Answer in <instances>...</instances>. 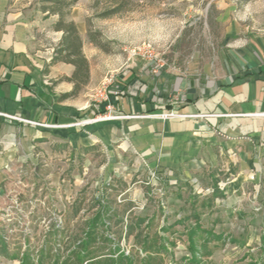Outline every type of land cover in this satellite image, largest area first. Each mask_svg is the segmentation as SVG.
I'll list each match as a JSON object with an SVG mask.
<instances>
[{
    "label": "rangeland",
    "instance_id": "374dc122",
    "mask_svg": "<svg viewBox=\"0 0 264 264\" xmlns=\"http://www.w3.org/2000/svg\"><path fill=\"white\" fill-rule=\"evenodd\" d=\"M212 1L78 0L70 10L65 8L66 23L78 29L89 62L90 77L78 101L97 103V92L107 86L110 93L133 61H149L133 55L138 49L149 47L158 57V68L176 72L202 66L222 31ZM7 2L33 18L39 55L59 74L63 88L71 84L66 78L73 77L74 65L53 60L64 35L56 30L60 16L45 12L43 0ZM253 4V19L246 20L262 26L264 0ZM117 6L123 10L106 16ZM90 129L97 139L89 143L96 148L76 160L70 157L67 165L59 166L62 169L57 167L62 157L40 156L36 166L22 156L0 175V230L8 243V255L0 254V264H21L26 256L28 264H62L98 212L103 215L97 231L111 241L103 242V236L93 241L92 256L104 258L119 246L137 261L152 257L151 264H262L264 176L260 184L245 186L243 196L241 190L227 197L211 176L202 175L198 181L177 180L173 173L163 177L146 156L130 146L121 148V139L104 142L99 123ZM47 160L55 162L53 168L44 166ZM196 214L202 229L199 262L193 263L188 233ZM55 226L61 236L54 234ZM211 231L221 239L210 238ZM146 240L165 242L167 252L146 251Z\"/></svg>",
    "mask_w": 264,
    "mask_h": 264
},
{
    "label": "crops",
    "instance_id": "0c3cea01",
    "mask_svg": "<svg viewBox=\"0 0 264 264\" xmlns=\"http://www.w3.org/2000/svg\"><path fill=\"white\" fill-rule=\"evenodd\" d=\"M214 1L222 31L204 64L175 72L133 61L110 91L112 116L126 118L99 122L106 104L82 105L77 95L63 99L74 85L63 88L55 69L46 67L36 22L0 0V175L22 156L36 166L40 156L62 157L55 165L62 169L70 157L76 160L96 148L89 143L97 139L90 128L99 123L104 142L121 139V148L146 156L163 177L173 173L177 180L198 181L208 175L227 197L241 190L243 196L245 186L260 184L264 24L246 20L253 19L254 0ZM170 112L188 117L164 116ZM89 119L94 121L77 125ZM54 163L47 160L44 166L51 169Z\"/></svg>",
    "mask_w": 264,
    "mask_h": 264
},
{
    "label": "trees",
    "instance_id": "16d2710c",
    "mask_svg": "<svg viewBox=\"0 0 264 264\" xmlns=\"http://www.w3.org/2000/svg\"><path fill=\"white\" fill-rule=\"evenodd\" d=\"M46 2L47 6L44 7V11L48 12L50 14L59 15L60 20L57 22L56 30L63 31L64 35L61 41V45L58 49V51L55 53V57L53 58L54 63L64 62L69 65H74L75 70L72 78H66L67 81L71 82L73 86V91L68 94L63 95V99L74 97L77 95L83 85H86L88 83L90 72H89V62L88 59L85 58L82 49H83V43L82 39L79 35L78 29L76 28L75 24L72 23H66V18L68 17V12H64L65 8H68L69 10L71 7L78 1V0H71V2H67V0H43ZM119 7V8H117ZM115 9H110L106 16H115V14L119 13L123 10L121 6H117ZM103 215V214H102ZM101 212H98L94 217L93 221L90 223L89 228L85 232V237L82 238L77 245H75V248L71 252V256H68L65 258V260L62 262V264H84L85 261L88 260V263L90 264H151L150 261H152V257L147 256V259H142L137 261L134 256L127 254L125 250L123 252L121 251V248L117 246L118 248L111 250V253L109 255L105 256L104 258H101L100 256H92V252L90 251V246L92 245L93 241H96L98 239H101V236H103V242L108 243V241H111L110 237L104 236L103 233H99L97 231L98 223L102 220ZM197 217V221L194 227L190 228L188 233V240H189V246L192 253V261L193 263L199 262L196 259V256L198 254V246H197V239L200 236V230L202 229V226L199 222L200 216L197 214L195 215ZM108 228V227H106ZM54 234L56 237L57 235H60V229L56 226L53 228ZM3 231L0 230V254L7 253L8 255V243H7V237L3 236ZM209 237L221 239L220 236H216L212 231L211 233H207ZM165 241V240H164ZM264 242V241H263ZM165 242L159 243L158 241H152L146 240L143 243V247L146 251L152 250L156 251L158 253H165L167 252V248L165 247ZM264 251V249H263ZM75 256V259H74ZM19 257V256H14ZM101 258L103 260L95 262L94 259ZM30 260L29 256H26L22 259L21 264H28V261ZM94 260V261H93ZM254 264V263H249ZM264 264V260L262 262Z\"/></svg>",
    "mask_w": 264,
    "mask_h": 264
},
{
    "label": "built area",
    "instance_id": "2783aa9c",
    "mask_svg": "<svg viewBox=\"0 0 264 264\" xmlns=\"http://www.w3.org/2000/svg\"><path fill=\"white\" fill-rule=\"evenodd\" d=\"M134 56H142L143 58H148L149 61L157 63L158 61V57L153 54V52L151 51V49L149 47H146L144 49V52L141 49H138V51H134ZM163 67V65L160 66V68ZM97 102H99L100 104H106V112L104 113V116H99L96 121L98 120H104V119H119V118H126L125 116L119 115V116H112V111L114 110V105L112 104V102L110 101V93H109V88L107 86H103V88H101L98 92H97ZM7 116V115H5ZM165 117L169 118V117H188L186 115L183 114H176L174 112H170L167 114H164ZM197 117H204L203 115H196ZM9 117V116H7ZM91 121L94 120H87L84 122H79L77 123V125L80 124H84V123H90Z\"/></svg>",
    "mask_w": 264,
    "mask_h": 264
},
{
    "label": "bare ground",
    "instance_id": "6f19581e",
    "mask_svg": "<svg viewBox=\"0 0 264 264\" xmlns=\"http://www.w3.org/2000/svg\"><path fill=\"white\" fill-rule=\"evenodd\" d=\"M110 119L99 120V122L109 121Z\"/></svg>",
    "mask_w": 264,
    "mask_h": 264
}]
</instances>
